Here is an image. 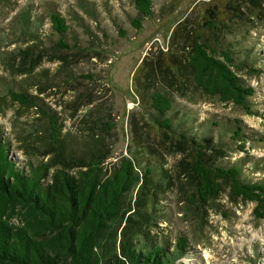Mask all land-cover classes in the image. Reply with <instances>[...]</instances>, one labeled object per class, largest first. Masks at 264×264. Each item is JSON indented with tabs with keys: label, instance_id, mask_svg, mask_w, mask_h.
<instances>
[{
	"label": "rangeland",
	"instance_id": "obj_1",
	"mask_svg": "<svg viewBox=\"0 0 264 264\" xmlns=\"http://www.w3.org/2000/svg\"><path fill=\"white\" fill-rule=\"evenodd\" d=\"M152 1V16L142 18L133 0H0V88L4 81L14 80L16 90L36 97L43 109L58 117L67 139L108 157L105 171L119 168L133 154L142 167H156L165 185L156 196L152 233L171 250L179 238L187 239L189 250L176 264H264V219L255 217V204L233 198L228 183L209 204L197 207L188 201L194 188L185 175L184 154L172 147L173 139L163 135L148 114L147 101L140 96L144 82L133 80L146 60L150 67L168 59L170 44L180 49L191 35L212 34L205 26L208 13L217 7L221 18L227 2ZM26 9H33L42 24L41 44L16 37V20ZM237 9L240 13H231L239 17L222 16L227 23L223 34L241 63L234 71L255 90L250 106L257 114L199 96L195 90L194 95L182 96L160 79L150 90L169 92V116L180 132L199 126V135L209 133L225 145V152L214 156L217 165L241 162L245 173L258 181L264 179V16L257 18L242 3ZM54 12L69 26L65 35L52 29L49 14ZM133 20H140L142 28H134ZM61 39L70 47L64 59L51 49ZM26 49L41 51L29 69H23L21 58L13 69L4 64ZM41 120L37 108L22 106L0 90V138L9 144V156L18 166L26 168L28 160L44 159L39 155L44 148L25 136ZM237 126L243 129L242 137L233 140L230 131ZM242 143L245 150L239 148ZM51 174L45 179L48 183ZM132 194L129 201L134 203L136 193Z\"/></svg>",
	"mask_w": 264,
	"mask_h": 264
},
{
	"label": "trees",
	"instance_id": "obj_2",
	"mask_svg": "<svg viewBox=\"0 0 264 264\" xmlns=\"http://www.w3.org/2000/svg\"><path fill=\"white\" fill-rule=\"evenodd\" d=\"M226 2L221 14L227 19L239 17L231 13H240L239 3L257 18L264 16V0ZM234 3L237 7L231 5ZM133 4L142 18L152 16V0H133ZM34 15L33 9L24 10L16 20L15 34L18 39L41 44L42 24ZM208 15L205 26L212 34L191 35L180 49L170 44L168 59L151 63L150 67L146 60L137 67L133 80L140 85L144 82L140 96L147 101L148 114L161 133L173 139L172 147L184 154L183 163L188 166L185 175L194 188L188 201L197 207L209 204L220 194L222 184L228 183L231 196L254 203V215L262 220L264 179L250 178L241 162L217 165L214 156L225 152V145L209 133L199 135V126L180 132L169 116V92H152L154 87L150 90L154 80L160 79L182 96L194 95L195 90L199 96L257 114L250 106L254 88L242 83L233 69L240 70L241 63L235 49L224 39L223 27L227 23L219 17L217 7ZM49 19L56 34L62 36L69 31L59 13L49 14ZM132 24L142 28L140 20ZM176 34L177 31L172 40ZM51 49L61 59L70 52L62 39ZM16 53H12L15 57L11 63H4L12 69L17 58L25 62L23 69L27 70L41 56V51L29 49ZM251 70L258 72L255 67ZM0 90L22 106L37 108L42 120L25 136H31L40 149L44 148L40 156H50L48 161L28 160L26 168L18 166L9 156V144L0 138V264H176L187 254L186 238H179L171 250L152 233L158 212L156 196L165 185L156 167H142L133 154L119 168L105 171L108 157L89 145L81 148L77 141L67 139L58 117L43 109L36 97L16 90L14 80L4 81ZM242 131L237 126L230 131V137L237 140ZM239 148L245 150V143ZM51 172L48 183L45 179ZM134 192L135 201L131 203Z\"/></svg>",
	"mask_w": 264,
	"mask_h": 264
}]
</instances>
